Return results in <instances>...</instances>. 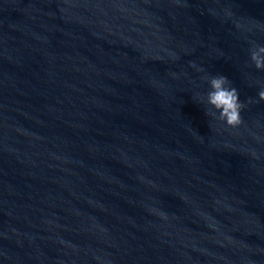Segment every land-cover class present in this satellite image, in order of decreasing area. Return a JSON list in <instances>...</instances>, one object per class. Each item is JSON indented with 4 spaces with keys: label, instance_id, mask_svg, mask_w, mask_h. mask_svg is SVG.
<instances>
[{
    "label": "water",
    "instance_id": "obj_1",
    "mask_svg": "<svg viewBox=\"0 0 264 264\" xmlns=\"http://www.w3.org/2000/svg\"><path fill=\"white\" fill-rule=\"evenodd\" d=\"M257 45L264 0H0V264H264Z\"/></svg>",
    "mask_w": 264,
    "mask_h": 264
},
{
    "label": "clouds",
    "instance_id": "obj_2",
    "mask_svg": "<svg viewBox=\"0 0 264 264\" xmlns=\"http://www.w3.org/2000/svg\"><path fill=\"white\" fill-rule=\"evenodd\" d=\"M250 59L256 69H264V46H255L250 50ZM210 86L207 93V103L215 111L206 114L224 122L228 127H236L242 123L241 110L245 103L239 99L238 90L231 86V80L225 75L206 77ZM259 100L264 101V88L258 93ZM251 102V98L249 101ZM216 113H219L218 117Z\"/></svg>",
    "mask_w": 264,
    "mask_h": 264
}]
</instances>
